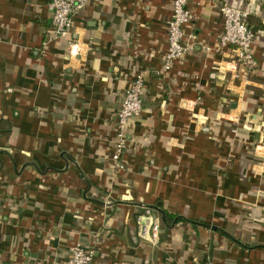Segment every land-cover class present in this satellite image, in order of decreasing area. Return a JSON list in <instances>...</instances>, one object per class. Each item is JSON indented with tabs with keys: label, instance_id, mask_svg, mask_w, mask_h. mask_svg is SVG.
Returning a JSON list of instances; mask_svg holds the SVG:
<instances>
[{
	"label": "crops",
	"instance_id": "crops-1",
	"mask_svg": "<svg viewBox=\"0 0 264 264\" xmlns=\"http://www.w3.org/2000/svg\"><path fill=\"white\" fill-rule=\"evenodd\" d=\"M49 2L0 0V264H65L77 244L89 264H264V0H189L190 51L168 71L170 0H88L65 39ZM222 4L248 14L253 71L218 47ZM156 201L175 218L151 241L137 219Z\"/></svg>",
	"mask_w": 264,
	"mask_h": 264
},
{
	"label": "built area",
	"instance_id": "built-area-1",
	"mask_svg": "<svg viewBox=\"0 0 264 264\" xmlns=\"http://www.w3.org/2000/svg\"><path fill=\"white\" fill-rule=\"evenodd\" d=\"M88 0H50L48 4L50 26L56 38H68L73 28L74 15L83 9ZM171 15L166 21L167 49L163 56V70L168 71L172 64L179 61L190 51L184 44V26L191 23L193 13L189 0H170ZM222 20V31L218 37L219 48H229L232 62L242 67L244 72L256 67L253 55L254 33L247 24V12L242 9L222 4L218 8ZM143 77L138 74L131 79L124 91L119 108L114 114L113 150L110 156L112 167L116 171L124 169L122 155L129 143L128 130L132 120L142 110ZM138 234L141 238L158 240L161 222L152 219L151 210L146 209L138 219ZM94 252L80 244L70 249L65 264H89Z\"/></svg>",
	"mask_w": 264,
	"mask_h": 264
},
{
	"label": "trees",
	"instance_id": "trees-1",
	"mask_svg": "<svg viewBox=\"0 0 264 264\" xmlns=\"http://www.w3.org/2000/svg\"><path fill=\"white\" fill-rule=\"evenodd\" d=\"M249 28H250V26H249ZM252 32L255 34L254 30H252ZM10 129H11V126H10L9 122H7L5 120H0V136L7 137L10 133ZM153 206L156 209L154 212H156L158 214V215H156V218H160L161 214H163V217H164V220L166 223H171L174 220L175 217H172L171 215H169L167 213V211L165 209H163L162 203L160 201H156ZM145 210L146 209H142L141 214L142 213L144 214ZM151 213H152V211H151Z\"/></svg>",
	"mask_w": 264,
	"mask_h": 264
},
{
	"label": "water",
	"instance_id": "water-1",
	"mask_svg": "<svg viewBox=\"0 0 264 264\" xmlns=\"http://www.w3.org/2000/svg\"><path fill=\"white\" fill-rule=\"evenodd\" d=\"M141 207H144L146 209H149V210H156L154 206H147V205H141ZM161 221L162 223L167 226L165 220H164V217H163V214H161ZM168 227V226H167ZM214 230H217V228L213 227Z\"/></svg>",
	"mask_w": 264,
	"mask_h": 264
}]
</instances>
